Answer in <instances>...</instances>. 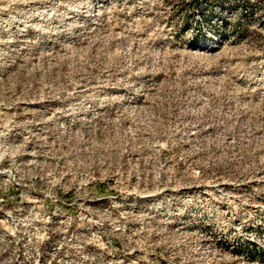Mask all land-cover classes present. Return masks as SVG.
I'll list each match as a JSON object with an SVG mask.
<instances>
[{
  "label": "rangeland",
  "instance_id": "obj_1",
  "mask_svg": "<svg viewBox=\"0 0 264 264\" xmlns=\"http://www.w3.org/2000/svg\"><path fill=\"white\" fill-rule=\"evenodd\" d=\"M0 264H264V0H0Z\"/></svg>",
  "mask_w": 264,
  "mask_h": 264
}]
</instances>
